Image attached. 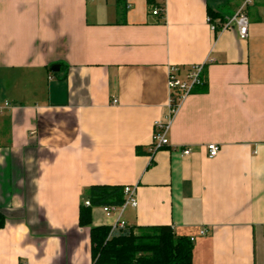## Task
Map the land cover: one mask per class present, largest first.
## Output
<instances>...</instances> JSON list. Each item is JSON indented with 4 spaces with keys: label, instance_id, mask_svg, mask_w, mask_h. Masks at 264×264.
<instances>
[{
    "label": "crops",
    "instance_id": "crops-1",
    "mask_svg": "<svg viewBox=\"0 0 264 264\" xmlns=\"http://www.w3.org/2000/svg\"><path fill=\"white\" fill-rule=\"evenodd\" d=\"M244 1L165 0L161 18L150 0H0V264H93L94 186L136 187L128 227L194 237L193 264H264V0L246 40L210 23ZM201 64L151 154L169 69Z\"/></svg>",
    "mask_w": 264,
    "mask_h": 264
},
{
    "label": "trees",
    "instance_id": "trees-1",
    "mask_svg": "<svg viewBox=\"0 0 264 264\" xmlns=\"http://www.w3.org/2000/svg\"><path fill=\"white\" fill-rule=\"evenodd\" d=\"M159 1L150 0V4L154 8H165L164 2ZM217 19L218 16L210 12L211 22L217 23ZM123 189L94 186L86 192L91 207L82 205L79 224L90 228L93 264H193L194 243L189 237L177 235L172 227H127L109 237L110 226H94L92 210L122 205ZM5 226L6 217L0 211V230Z\"/></svg>",
    "mask_w": 264,
    "mask_h": 264
},
{
    "label": "built area",
    "instance_id": "built-area-1",
    "mask_svg": "<svg viewBox=\"0 0 264 264\" xmlns=\"http://www.w3.org/2000/svg\"><path fill=\"white\" fill-rule=\"evenodd\" d=\"M165 1V0H161ZM254 0H246L239 8V10L232 17L217 23L212 24V29L215 31L226 32L229 30H236L240 39L246 40L249 37L250 20L247 14V8L253 3ZM152 14L157 17H165V8H154ZM219 29V30H217ZM206 64L196 65L191 67L186 74L182 77L180 70L177 67H171L168 73V88L170 91V99L168 104V115L164 120L156 121L154 128V142L150 149V153L154 154L169 146L168 135L170 133L173 120L178 113L179 109L185 102V100L194 92L195 88L201 86L203 83V74ZM118 101H114L113 104H117ZM6 106H10L9 103ZM209 158H215L219 153V147L215 144L207 146ZM184 156H189L191 151L186 149L182 152ZM124 202L120 206H102L101 209L107 218H115L114 222L110 225V236L119 230L128 227L127 223L123 220L124 212L128 207L137 208L138 199L136 197V187L125 186L124 187ZM84 206L91 207L90 200L84 202ZM201 236L206 235V231L200 232ZM192 242L195 238H190Z\"/></svg>",
    "mask_w": 264,
    "mask_h": 264
},
{
    "label": "water",
    "instance_id": "water-1",
    "mask_svg": "<svg viewBox=\"0 0 264 264\" xmlns=\"http://www.w3.org/2000/svg\"><path fill=\"white\" fill-rule=\"evenodd\" d=\"M59 70H60L59 67L53 68V71H54V72H58Z\"/></svg>",
    "mask_w": 264,
    "mask_h": 264
}]
</instances>
